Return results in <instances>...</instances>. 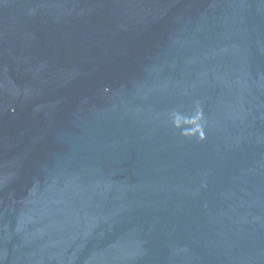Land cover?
<instances>
[{"label":"water","instance_id":"obj_1","mask_svg":"<svg viewBox=\"0 0 264 264\" xmlns=\"http://www.w3.org/2000/svg\"><path fill=\"white\" fill-rule=\"evenodd\" d=\"M0 264H264V0H0Z\"/></svg>","mask_w":264,"mask_h":264}]
</instances>
